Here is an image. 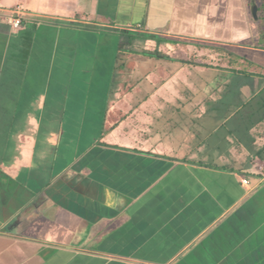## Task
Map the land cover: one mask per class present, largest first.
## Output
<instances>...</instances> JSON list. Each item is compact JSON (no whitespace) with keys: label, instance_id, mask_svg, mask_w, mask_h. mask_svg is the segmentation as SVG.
<instances>
[{"label":"crops","instance_id":"crops-1","mask_svg":"<svg viewBox=\"0 0 264 264\" xmlns=\"http://www.w3.org/2000/svg\"><path fill=\"white\" fill-rule=\"evenodd\" d=\"M6 2L23 20L14 29L0 14V264H264V111H243L255 77L214 78L241 83L231 111H160L177 101L168 76L136 111H106L70 164L51 158L60 131L37 137L56 114L36 111L29 78L42 23L80 16L121 34L135 23L146 40L227 48L250 35L244 0Z\"/></svg>","mask_w":264,"mask_h":264},{"label":"rangeland","instance_id":"rangeland-1","mask_svg":"<svg viewBox=\"0 0 264 264\" xmlns=\"http://www.w3.org/2000/svg\"><path fill=\"white\" fill-rule=\"evenodd\" d=\"M6 1L0 0V14L5 20L6 15L20 6ZM244 3V23L250 35L227 48L188 39L170 44L146 40L135 30L140 29L135 23L126 25L128 30H121L126 31L121 34L119 29L99 25L102 20H96L98 25H93V21L80 16L76 17L78 22L62 18L38 25L30 40L33 51L28 57L29 78L33 79V84L30 83L37 98L35 105L43 95L42 108L36 111L56 114L50 119H38L42 127L38 139L43 141L49 131L61 132L57 151L52 152L51 158L56 156L57 164L60 161L70 164L100 136L106 111L115 108L123 112L126 107L136 111L140 100L155 94L160 81L168 76L179 75V83L174 84L177 101L173 107L170 105L160 111H204L205 108L231 111L241 99L238 93L241 83L232 79L235 75L244 81V77L256 78L251 86L258 96L254 95L243 111H264V87L261 89L264 84V0H244ZM224 74L232 77L227 83H217L214 78ZM144 77H149L148 82L140 85ZM220 95L224 98L222 104L218 100ZM249 96L245 91L242 97ZM216 104L221 106L216 107ZM18 120L21 127L22 119Z\"/></svg>","mask_w":264,"mask_h":264},{"label":"built area","instance_id":"built-area-1","mask_svg":"<svg viewBox=\"0 0 264 264\" xmlns=\"http://www.w3.org/2000/svg\"><path fill=\"white\" fill-rule=\"evenodd\" d=\"M20 7L18 6L15 10H12V12L9 15H6L7 23L14 29H18L21 26L22 23V15L20 11ZM247 180L243 179L242 183H246Z\"/></svg>","mask_w":264,"mask_h":264},{"label":"trees","instance_id":"trees-1","mask_svg":"<svg viewBox=\"0 0 264 264\" xmlns=\"http://www.w3.org/2000/svg\"><path fill=\"white\" fill-rule=\"evenodd\" d=\"M131 36H134V37H136V38H137V37L139 38V36H138V35H137V36H136V35H131Z\"/></svg>","mask_w":264,"mask_h":264},{"label":"water","instance_id":"water-1","mask_svg":"<svg viewBox=\"0 0 264 264\" xmlns=\"http://www.w3.org/2000/svg\"><path fill=\"white\" fill-rule=\"evenodd\" d=\"M252 11H253V9H252Z\"/></svg>","mask_w":264,"mask_h":264}]
</instances>
